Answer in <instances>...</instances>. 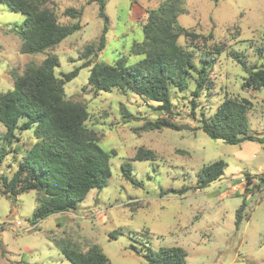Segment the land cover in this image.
Masks as SVG:
<instances>
[{"label":"rangeland","instance_id":"obj_1","mask_svg":"<svg viewBox=\"0 0 264 264\" xmlns=\"http://www.w3.org/2000/svg\"><path fill=\"white\" fill-rule=\"evenodd\" d=\"M163 1L108 0V30L100 49L105 22L97 2L50 0L62 24L76 20L65 13L68 7L83 9L82 28L37 54L22 53L20 37L13 31L20 29L26 16L0 3V91L13 87V71L22 74L28 64H41L48 54L60 60L58 76L89 59L92 64H113L125 57L129 64L136 63L142 56L132 46L144 40L148 12ZM182 6L180 24L207 37L193 44L225 48L211 71L214 92L203 94L193 113L190 92L173 90L171 118L185 128L146 130L142 126L147 120L165 116L154 109V102L118 88L97 92L88 84L91 67L81 68L66 83V98L87 106L88 128L112 152V175L104 189L91 190L76 209L50 214L37 223L33 222L34 191L21 193L16 200L0 192V264H73L56 245L65 239L82 251L96 244L111 264H150L131 249L132 244L142 251L147 250L144 245L153 250L180 246L188 253L187 264H264V186H259L264 177V143L229 144L211 138L199 128L198 120L202 109L208 115L225 97H247L255 105L248 113L251 132L264 135V87L258 91L244 87L247 72L229 54L237 50L249 67L264 66V0H182ZM180 43L190 42L183 37ZM90 45L95 52L86 56ZM122 105L133 116H124ZM5 130L0 122V150L9 151L0 173L11 176L36 138L33 128L19 129L9 144L3 138ZM15 145L20 146L18 154L12 151ZM141 148L154 151L156 158L134 160ZM219 159L227 163L224 175L197 188L203 166ZM125 161L133 164L137 183L124 177ZM182 188L188 191H172ZM113 231L121 234L111 238Z\"/></svg>","mask_w":264,"mask_h":264},{"label":"trees","instance_id":"obj_2","mask_svg":"<svg viewBox=\"0 0 264 264\" xmlns=\"http://www.w3.org/2000/svg\"><path fill=\"white\" fill-rule=\"evenodd\" d=\"M107 1L89 0V3H98L99 16L105 22L100 49L105 46L108 30ZM49 2L0 0L11 10L26 16L20 29L13 28L20 37L22 53L48 51L82 28L80 17L83 9L68 7L65 13L76 20L62 24ZM184 10L182 0H164L158 7L149 10L148 20L143 25L144 40L132 46V51L142 56L136 63L129 64L125 57L113 64H92L89 59L74 70L58 76L56 68L60 60L56 54H48L41 64H28L22 74L13 71V87L0 91V122L6 128L3 138L10 144L19 129L33 128L36 139L31 147L24 150L13 175L0 173V192L16 200L21 193L34 191L37 198L34 223L50 214L76 209L91 190L104 189L112 175V152L104 149L94 131L88 128L87 106L66 98L65 85L79 74L81 68L91 67L88 84L97 92L118 88L124 94L132 92L154 102V109L165 116L147 120L142 126L146 130L185 128L171 118L174 116L173 90L190 92L193 113L203 94L214 92L215 80L211 71L225 48L217 44L206 45L203 49L193 44L199 37H207L180 24L178 18ZM183 37L191 44H181ZM209 37L213 38V33ZM94 52V47L90 45L84 54L87 56ZM229 54L247 72L243 86L261 90L264 87V66L249 67L237 50H230ZM254 106V102L247 97H225L208 115L202 109V116L198 119L199 128L209 137L222 139L229 144L245 141L264 143V135L254 134L250 129L248 113ZM121 109L124 116H133L125 105ZM13 148L12 151L18 154L20 146ZM4 149L2 147L0 150V163L9 152ZM155 158L154 151L141 148L134 160ZM226 166L223 159L203 166L197 188L206 187L221 178ZM122 173L126 180L137 183L130 161L122 163ZM259 186H264V177ZM172 191L184 194L188 189ZM240 211L241 208L237 210L238 227L242 222ZM119 234V231H113L110 236L116 238ZM65 240L56 241V245L73 264H111L108 256L96 244L82 251L75 243ZM144 247L146 251L132 244L131 249L145 257L150 264H187L188 253L180 246L161 247L158 250Z\"/></svg>","mask_w":264,"mask_h":264},{"label":"built area","instance_id":"obj_3","mask_svg":"<svg viewBox=\"0 0 264 264\" xmlns=\"http://www.w3.org/2000/svg\"><path fill=\"white\" fill-rule=\"evenodd\" d=\"M18 224H21V222H20V221H18Z\"/></svg>","mask_w":264,"mask_h":264}]
</instances>
